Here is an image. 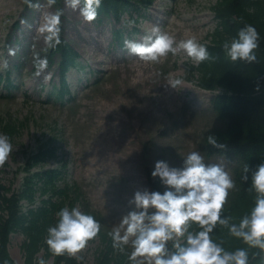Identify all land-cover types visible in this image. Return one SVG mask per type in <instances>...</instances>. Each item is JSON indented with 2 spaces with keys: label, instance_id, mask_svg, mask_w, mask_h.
Returning a JSON list of instances; mask_svg holds the SVG:
<instances>
[{
  "label": "rangeland",
  "instance_id": "rangeland-1",
  "mask_svg": "<svg viewBox=\"0 0 264 264\" xmlns=\"http://www.w3.org/2000/svg\"><path fill=\"white\" fill-rule=\"evenodd\" d=\"M220 1L155 0L135 23L127 12L120 21L107 16L89 22L66 0L51 6L47 0H32V5L27 0H0V63L9 61L8 68L0 69L4 75L0 80V132L7 133L13 144L12 153L0 165V184L19 189L26 155L42 142H50L55 156L47 157L43 166L62 169L59 187L65 182L77 184L67 193L69 198L62 199L93 213L107 232L129 210L128 201L136 189H152L149 175L159 159L182 166L183 156L200 150L206 161L224 163L234 176L233 155L224 149L212 151L207 139L224 127L212 106L215 93L187 78L189 64L198 62L183 50L169 53L159 62H146L114 41L115 29H124L126 39H140L159 25L177 41L195 36L208 43L216 27L214 9ZM57 9L64 10L61 38L81 54L80 65L68 72L73 98L64 104L48 98L59 83L61 55L50 63L53 48L45 51L47 45L38 32L43 14ZM34 52L49 60L39 76ZM7 71L15 87L11 96L3 97ZM49 72L50 79L46 78ZM177 77L182 83L174 89L167 83ZM59 197L54 196L53 201ZM24 240L23 234L13 233L8 244L11 256L20 264L26 259ZM43 242L46 244L45 239ZM102 248L98 234L77 254L84 257L79 262L101 264ZM35 257L36 263L43 257L48 264H63L46 245Z\"/></svg>",
  "mask_w": 264,
  "mask_h": 264
},
{
  "label": "clouds",
  "instance_id": "clouds-1",
  "mask_svg": "<svg viewBox=\"0 0 264 264\" xmlns=\"http://www.w3.org/2000/svg\"><path fill=\"white\" fill-rule=\"evenodd\" d=\"M32 5V0H27ZM49 6L56 0H47ZM73 10H79L86 21H93L99 15L103 0H66ZM63 9L43 14L38 32L48 48L62 43ZM131 23V22H130ZM261 37L257 27L246 24L236 36L227 40L223 48L232 61H257L256 49ZM129 53L146 62H159L169 53L183 50L187 56L201 62L211 58L206 43L195 36L177 41L175 35L162 31L154 25L140 39H125ZM14 54V50H9ZM37 76L48 68L49 60L40 52L33 53ZM9 67L3 59L0 69ZM51 73L46 78H51ZM182 79L170 78L167 83L174 89ZM208 143L223 149L214 133L207 136ZM13 151L10 136L0 132V165H3ZM244 180H249V191H255V202L251 209L238 219L224 215L230 190L236 187V180L224 163L206 161L200 150H193L183 156L182 166L170 164L165 159L155 162L151 175L159 177L164 190L145 187L136 189L129 199V210L112 224L108 235L114 248L126 252L131 264H249L252 248L264 251V161L253 170L245 165ZM54 224L47 228L45 242L56 255L64 253L83 260L77 255L86 248L89 241L101 231L102 221L80 206L65 205L56 213ZM224 226L232 237L239 238L246 247L234 249L225 247L216 235L217 226ZM0 264H9L8 260ZM37 264H48L43 257Z\"/></svg>",
  "mask_w": 264,
  "mask_h": 264
},
{
  "label": "trees",
  "instance_id": "trees-1",
  "mask_svg": "<svg viewBox=\"0 0 264 264\" xmlns=\"http://www.w3.org/2000/svg\"><path fill=\"white\" fill-rule=\"evenodd\" d=\"M60 0H56L59 2ZM153 0H103L99 15L110 12L120 16L131 9L139 10L149 6ZM218 26L211 33L210 43L207 44L211 58L201 61L193 67L200 86L221 91L216 94L214 107L224 120V127L214 132L218 141L226 145L225 148L237 161L234 179L236 187L234 195L226 203L224 215H231L238 219L248 212L255 202V191H249V180H244L245 165L255 167L264 161V0H221L215 7ZM246 24L257 27L261 43L256 49L257 61H232L227 57L223 44L236 36L239 29ZM121 40L124 36L122 29L116 31ZM62 43L52 50L51 56L60 53L63 57L62 84H66L64 74L71 66L78 63L79 53L63 38ZM195 76V73H192ZM15 130V127H12ZM210 146H213L210 144ZM223 149L213 146L212 151ZM55 147L50 142H42L35 151L27 154L21 170L22 183L19 189L0 184V261L8 260L9 264H20L11 256L8 250L10 237L13 233L25 236L22 245L26 259L22 264H37L36 252L46 245L43 241L47 236V227L54 224L57 211L65 205L73 206L68 200V192L74 190L73 185L57 184L63 177L60 168H45L44 161L49 156H55ZM34 168L37 170L34 171ZM152 189L163 191V185L158 178L149 175ZM60 196L53 201L54 196ZM99 233L101 237V264H131L126 252H121L112 245L109 231ZM216 235L222 239L225 247L234 249L246 247L242 240L232 237L226 227L218 225ZM116 255L109 257V254ZM58 263L82 264L78 259L67 253L57 255ZM249 264H264V251L252 248L249 254Z\"/></svg>",
  "mask_w": 264,
  "mask_h": 264
}]
</instances>
